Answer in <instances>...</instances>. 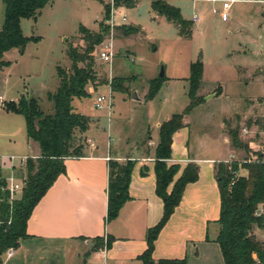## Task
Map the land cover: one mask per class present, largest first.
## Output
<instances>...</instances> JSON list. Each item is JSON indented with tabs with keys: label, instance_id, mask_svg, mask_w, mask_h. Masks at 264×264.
<instances>
[{
	"label": "rangeland",
	"instance_id": "rangeland-1",
	"mask_svg": "<svg viewBox=\"0 0 264 264\" xmlns=\"http://www.w3.org/2000/svg\"><path fill=\"white\" fill-rule=\"evenodd\" d=\"M167 1L179 7L185 19L191 21L193 14L198 15L196 22L191 21V38L180 36L178 27L154 11L149 0H139L132 8H111L109 20L103 6L111 0H53L42 8L36 21L22 19L23 35L40 39L28 42L23 51L18 47L4 58L10 62L9 67L0 68V96H3L0 100V153L30 151L23 116L7 112L3 104L17 102L22 97L34 98L40 110L51 113L53 104L47 95L59 86L57 67L70 72L67 51L72 47L82 51L86 46L84 33L79 29L84 26L94 33L106 30L108 33L94 48L97 81L87 85V89L93 91L73 100L78 111L92 121L98 120L104 129H108V124L113 128L118 123L129 137L142 139L146 145L148 125L152 126L158 117L165 119L183 112L189 104V65L200 61L203 76L197 95L204 99L186 116L191 150L215 144L222 132L230 140L228 131L237 128L238 137L246 148H235L230 141L233 155L229 162L242 164L253 160L255 152L264 148L263 3L261 0L236 1L229 9V20L222 21L212 12L214 8H221V0ZM3 13L4 4L0 0V29ZM119 25L134 26L140 32L126 36L116 29ZM110 39L113 57L110 62H103L98 54L104 47L102 44ZM161 68L164 69L162 85L152 100H146L149 81L159 77ZM114 77L126 78L122 82L124 91L111 89ZM133 92L144 101L133 100ZM108 94L111 95L110 109L95 108L96 96ZM211 94L216 95L205 100ZM242 128L248 130L246 135L241 133ZM224 150L208 148L202 155L224 154L227 152ZM17 170L14 175L26 176L25 167ZM9 174V170L1 172L2 176ZM236 174L246 175V171L239 167ZM19 196L20 193L15 199ZM257 211L264 214V203ZM253 233L264 242V227L254 228ZM108 250L112 255L119 253L112 245ZM77 262H84V258Z\"/></svg>",
	"mask_w": 264,
	"mask_h": 264
},
{
	"label": "trees",
	"instance_id": "trees-1",
	"mask_svg": "<svg viewBox=\"0 0 264 264\" xmlns=\"http://www.w3.org/2000/svg\"><path fill=\"white\" fill-rule=\"evenodd\" d=\"M4 4L3 23L0 29V67L8 66L3 60L4 52L22 47L30 42H38L39 37H26L22 33L21 20L36 21L42 8L53 0H1ZM139 0H111L103 8L109 20L111 8L121 6L132 8ZM151 7L159 15L178 27V34L184 38L192 36V22L182 16L179 7L167 0H149ZM102 24V23H101ZM84 33L86 46L82 51L76 47L69 48L67 56L71 62L70 72L57 67L59 86L47 97L53 102V113L46 114L40 110L34 98L24 97L17 102L9 101L4 105L7 112L22 115L25 121L26 135L30 142L37 144L39 155L27 157L25 163V181L19 198L9 202V191L2 189L5 181H0V264L9 248H18L20 241L29 237L26 226L32 211L57 177L64 174L65 159L84 156L83 137L89 128L83 114L77 112L72 101L89 95L87 85L97 81L94 70V48L104 38L106 32H91L84 26L79 27ZM126 36L139 33L134 26L119 25ZM83 65L80 66L79 64ZM203 76V64L195 61L189 65L187 78V97L189 104L183 112L172 114L160 124L159 141L154 150L155 193L163 203V213L159 221L146 231V248L137 256L142 264H186V259L154 260L152 253L154 243L160 231L180 203L184 188L188 183L198 180L199 167L190 162L177 179L179 164H168L171 158L172 136L184 126L183 117L204 99L197 95ZM164 77L149 81L146 100H152L158 93ZM126 78L111 79L112 90H122ZM99 82V81H98ZM230 141L235 148H246L238 137V129L228 131ZM83 138V139H82ZM264 153L255 152L254 159L238 164L236 161L219 162L216 166V179L220 193V212L216 220L218 231L213 239L218 243L224 264H264V242L259 241L254 228L264 227V214H259L258 206L264 203ZM134 161L127 159L119 162L109 159L106 222L115 219L122 205L130 198L128 187ZM239 167L246 175H237ZM172 187L168 190V186ZM95 247L105 245L110 248L112 236L95 238Z\"/></svg>",
	"mask_w": 264,
	"mask_h": 264
},
{
	"label": "crops",
	"instance_id": "crops-1",
	"mask_svg": "<svg viewBox=\"0 0 264 264\" xmlns=\"http://www.w3.org/2000/svg\"><path fill=\"white\" fill-rule=\"evenodd\" d=\"M16 50L4 52L3 60ZM215 95H208L205 100ZM171 115L165 119L158 117L152 126H147L146 145L142 139L129 137L118 123L113 128L108 124V129H104L98 120L92 121L84 115L89 125L85 139H90L94 147L86 145L84 156L65 159V173L57 177L27 221L29 237L20 241L12 255L4 254L2 264H142L137 256L146 248V231L163 213V203L155 193L154 150L160 124ZM186 116L184 126L172 136L171 158L167 163L180 166L174 180L190 162L198 165L199 176L197 181L185 186L180 203L155 240L152 257L155 261L185 258L186 264H224L220 247L213 240L220 212L216 166L219 162H229L233 149L221 131L215 144L191 150ZM26 143L30 154L0 153V161L9 156H38L37 144L28 138ZM208 148L227 152L202 155ZM109 159L119 162L131 159L134 166L128 187L130 198L117 217L106 224ZM171 187L172 183L168 190ZM107 235L112 236V246L119 250L118 255H112L105 245L95 247V238L105 239ZM80 257L84 262H77L82 260Z\"/></svg>",
	"mask_w": 264,
	"mask_h": 264
},
{
	"label": "built area",
	"instance_id": "built-area-1",
	"mask_svg": "<svg viewBox=\"0 0 264 264\" xmlns=\"http://www.w3.org/2000/svg\"><path fill=\"white\" fill-rule=\"evenodd\" d=\"M236 1H239V0H221V8L212 9L213 14L218 15L222 21H228L229 20V9L231 5ZM260 2L263 3L264 5V0H261ZM262 16H264V10H263ZM123 20L125 21V18ZM197 20H198V15L193 14L191 16V21L196 22ZM262 26H263V33H262L261 38H263V46H264V20L262 22ZM111 41L112 40L110 39V40H107L106 43L104 42L102 44L104 47H102L103 49L98 54V58L102 60L103 62H110L113 57V52L111 50ZM107 99L108 101L106 102ZM0 100H3V96H0ZM105 102L106 104L104 105ZM94 107L97 109L103 108V107L110 109L111 95L110 94L97 95L95 102H94ZM241 133L246 135L248 133V130L246 128H242ZM85 141L89 147L91 148L94 147V143L90 139H85ZM262 152L264 153V148L262 149ZM26 160H27V156H24V157L9 156V157L2 158L0 161V181L4 180L6 183L5 186L2 187V189L9 191V202H12L15 199V197H17V194H19L22 190V187L25 181V176H19L16 173L14 175V171H16L17 169H18L17 171L22 169L25 166ZM3 170H9L10 174L8 176H2L1 172ZM13 251H14L13 248L7 249L5 252V256L9 257L10 255L13 254Z\"/></svg>",
	"mask_w": 264,
	"mask_h": 264
},
{
	"label": "water",
	"instance_id": "water-1",
	"mask_svg": "<svg viewBox=\"0 0 264 264\" xmlns=\"http://www.w3.org/2000/svg\"><path fill=\"white\" fill-rule=\"evenodd\" d=\"M19 48H20V50H22V47H19ZM159 76H160V77H163V76H164V69H163V68H161V72H160ZM131 98H132L133 100H136V101H142V100L138 97V95H137L136 92H133V93H132Z\"/></svg>",
	"mask_w": 264,
	"mask_h": 264
}]
</instances>
